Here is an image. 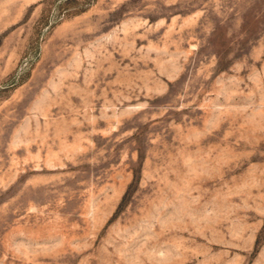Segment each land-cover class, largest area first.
Wrapping results in <instances>:
<instances>
[{"label": "rangeland", "instance_id": "374dc122", "mask_svg": "<svg viewBox=\"0 0 264 264\" xmlns=\"http://www.w3.org/2000/svg\"><path fill=\"white\" fill-rule=\"evenodd\" d=\"M0 264H264V0H0Z\"/></svg>", "mask_w": 264, "mask_h": 264}]
</instances>
